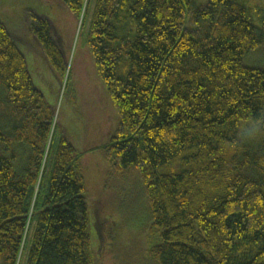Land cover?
<instances>
[{"label": "trees", "instance_id": "obj_1", "mask_svg": "<svg viewBox=\"0 0 264 264\" xmlns=\"http://www.w3.org/2000/svg\"><path fill=\"white\" fill-rule=\"evenodd\" d=\"M60 1L87 25L115 123L84 151L106 162L120 215L145 209L146 240L118 246L119 264H264V64L243 62L264 48V0ZM34 13L28 33L60 85L66 54ZM17 39L0 18V264L26 242L24 264H95L84 152L65 137L46 151L54 111Z\"/></svg>", "mask_w": 264, "mask_h": 264}, {"label": "rangeland", "instance_id": "obj_2", "mask_svg": "<svg viewBox=\"0 0 264 264\" xmlns=\"http://www.w3.org/2000/svg\"><path fill=\"white\" fill-rule=\"evenodd\" d=\"M260 2L261 0H248L247 4L254 6L260 5ZM34 11L48 16L54 37L66 54L67 71L60 85L45 63L32 35L28 33L27 26L33 23ZM0 18L12 34L20 38L16 41L25 56L32 80L41 90L46 101L52 105L56 131L55 134L50 133L46 151L55 152L59 138L65 137L77 149L84 152L81 166L88 199V230L92 238L95 264H119L118 246H127L132 240L143 241L144 231L138 239L140 233L135 221L139 222L143 218L145 209L144 205L138 204L139 200H136L137 204H132L123 211L124 226L116 229L118 220H122V215L114 209L116 192L112 183L107 185L106 180L109 177L107 164L98 152L84 151L103 142L115 124L109 100L85 44L84 32L87 25L82 24V17L76 19L70 15L60 0H0ZM258 50L260 51L258 55L253 53L245 55L243 62L248 66L264 64V48ZM70 82L74 92L69 89ZM76 100L78 109L72 102ZM100 217L106 218L103 222L111 226V229L105 226L108 235L104 238L100 237L102 231L97 230V224L102 221ZM33 227L34 222L31 221L28 235L32 233ZM144 229L149 232L147 237L149 247L158 245L159 238L155 228L147 225L145 221ZM27 246L26 242L18 264H24Z\"/></svg>", "mask_w": 264, "mask_h": 264}]
</instances>
